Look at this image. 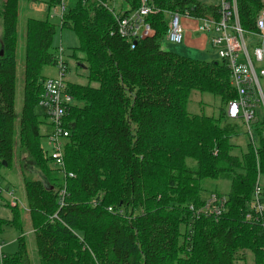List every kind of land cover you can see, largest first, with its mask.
Wrapping results in <instances>:
<instances>
[{
	"label": "trees",
	"instance_id": "trees-1",
	"mask_svg": "<svg viewBox=\"0 0 264 264\" xmlns=\"http://www.w3.org/2000/svg\"><path fill=\"white\" fill-rule=\"evenodd\" d=\"M18 1L0 0V169L3 161L11 165L18 143L42 175L22 176L35 264H263L264 215L261 223L244 216L256 186L264 201V109H255L249 133L244 120L227 116L237 93L225 61L161 48L168 11L217 16V5L150 0L157 9L146 19L153 34L131 48L104 6L112 7L114 0H47L48 8L68 1L60 28L73 30L78 41L64 59L63 81L72 101L63 119L68 135L60 140L63 176L49 166L48 142L47 148L41 145L51 126L38 107L49 79L42 69L57 62L56 26L48 19L25 21L17 114ZM122 2L128 9L122 5L118 14L140 4ZM237 8L242 29L255 32L264 0H237ZM70 62L86 70L78 82L65 80ZM192 91L216 96L217 114L189 112ZM243 127L247 140L242 146ZM219 180L229 184L226 193L215 185L210 191L225 197L221 216L197 215L188 208L205 202L204 181ZM9 208L12 217H0V234L4 226L17 227L18 247L2 254L1 264H34L22 211L17 205Z\"/></svg>",
	"mask_w": 264,
	"mask_h": 264
},
{
	"label": "built area",
	"instance_id": "built-area-1",
	"mask_svg": "<svg viewBox=\"0 0 264 264\" xmlns=\"http://www.w3.org/2000/svg\"><path fill=\"white\" fill-rule=\"evenodd\" d=\"M217 16L213 15H193L191 9L168 11V24L165 40L173 44H181L184 38L183 19L190 20L195 24L192 30L209 35L208 43L216 53L217 57L225 61L229 69L230 82L235 88L237 98L228 103L227 116L229 118H241L244 120L247 130L250 133L249 124L254 118L255 108L259 104L264 109V92L261 87L260 78L264 79V8L257 14L255 20L256 31L248 32L242 29L239 24L237 0H216ZM108 7L116 17L117 33L120 37L134 43L144 37L153 34L151 24L146 20L149 15L157 12L150 0H140L137 9L125 12H115L113 7ZM58 7L57 14L62 17L65 5L62 1ZM245 34L255 37L258 44L248 49V42ZM56 66L58 75L43 82V92L38 102V107L47 116L51 126L46 140L50 146L48 151L54 167L61 175H65L63 155L60 140L68 135V130L63 126V119L67 115L71 103V96L66 93L64 75V57L61 49L57 54ZM259 103V104H258ZM72 177V173H68ZM3 189L0 187V193ZM6 191L10 195V202L16 205L17 199L13 192ZM65 195V189L59 191L60 205ZM205 202L199 208L193 204L189 209L197 215L221 216L225 211V197L215 193H208L204 198ZM111 210V208H108ZM264 215V201L262 190L259 186L255 187L253 199L247 204L245 220L258 222ZM260 219V223H261ZM1 252V245H0ZM264 264V263H263Z\"/></svg>",
	"mask_w": 264,
	"mask_h": 264
},
{
	"label": "rangeland",
	"instance_id": "rangeland-1",
	"mask_svg": "<svg viewBox=\"0 0 264 264\" xmlns=\"http://www.w3.org/2000/svg\"><path fill=\"white\" fill-rule=\"evenodd\" d=\"M207 4H216V0H197ZM37 3L41 6L39 10H32L29 8L28 0H19V19H18V45L16 52V61H17V83H16V95H15V111L18 114L22 107V78H23V55H24V29H25V21L26 19L33 17L38 19H48L49 22L53 23L56 26L55 35L53 37L52 46L57 48L58 51L61 49L64 59L69 58V55L72 52V49L78 45L77 38L73 30L69 28H60V15L57 14L58 7L52 6L48 8L47 0H38ZM65 9L67 10V6L69 5L68 1H66ZM114 11L117 12L119 8L124 5L122 0H114L111 3ZM46 6V8H44ZM183 25L184 20L182 21ZM0 35H1V21H0ZM245 40L248 42V49L251 53V47H255L258 44V40L255 37L249 36L245 34ZM161 48L164 50H168L177 54H181L182 56H186L189 58H194L198 60H214L218 59L222 61L219 57H217L214 50L210 45L207 46V49L204 51H194L192 48H186L184 42L181 44H173L169 43L166 40H163L161 43ZM69 60V59H68ZM71 71L67 72L65 75V80H73L79 81L81 80L83 75H86V70H79L74 68L73 62H70ZM42 74L47 76L48 78H55L58 75V68L56 65H47L42 69ZM83 83V81H81ZM261 87L264 92V80L260 78ZM259 104V103H258ZM219 108V99L216 96H213L209 93H201L199 91H192L190 95V99L187 105V109L191 113H204L206 115H216ZM256 111L260 112L263 109V105L259 104L256 106ZM36 111L38 113L41 110L37 107ZM245 127L242 128V133L239 138L240 144L243 146L247 140V134L245 133ZM41 145L44 148H47V140L45 137L41 140ZM49 151V150H48ZM50 168L54 169L53 163L49 162ZM24 173V174H22ZM26 175V177L31 179H40L41 173L40 170L34 167L31 162H29L26 153L22 152V146H19L16 143L14 158L11 165L6 166V164L0 169V187L3 189L0 193V217L4 219H11L12 213L10 211V206H14L10 202V195L6 191V187L9 188L8 191L13 192L14 197L18 200L16 205L20 208L21 216L23 221L22 228L24 231V235L26 236L28 252L30 257L33 259L34 264L36 260L35 254V244H34V236L33 229L31 226V222L28 216V209L26 208L24 191L22 186V176ZM206 191L202 193L203 197H206L207 194L214 189V185L218 187L220 192L226 193L229 187L227 181L219 180V181H207L205 182ZM19 229L15 226L7 225L3 227V230L0 234V245L1 252L3 255H8L13 253L18 247V236Z\"/></svg>",
	"mask_w": 264,
	"mask_h": 264
},
{
	"label": "crops",
	"instance_id": "crops-1",
	"mask_svg": "<svg viewBox=\"0 0 264 264\" xmlns=\"http://www.w3.org/2000/svg\"><path fill=\"white\" fill-rule=\"evenodd\" d=\"M28 1H29L28 6L30 9H32V10L36 9V10L40 11V8L42 5H40V3L39 4L37 3L38 0H28ZM44 8H46V6ZM123 8L125 10L128 9V7L126 5H124ZM19 13H20V11H19ZM30 18H33V17H30ZM183 20H184V24H186L184 26V38H183V42H184L185 47L186 48H192V49H194V51L206 50L207 46L209 45V43H208L209 35L201 34V33H197L195 31H193L192 27L195 23L190 21V20H187V19H183ZM1 31H2V27H1ZM1 256H2V252H0V264H1Z\"/></svg>",
	"mask_w": 264,
	"mask_h": 264
},
{
	"label": "water",
	"instance_id": "water-1",
	"mask_svg": "<svg viewBox=\"0 0 264 264\" xmlns=\"http://www.w3.org/2000/svg\"><path fill=\"white\" fill-rule=\"evenodd\" d=\"M2 52H0V54H1ZM6 164V162L5 161H3V165H5Z\"/></svg>",
	"mask_w": 264,
	"mask_h": 264
}]
</instances>
